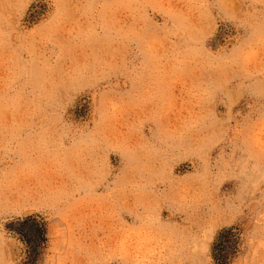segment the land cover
Masks as SVG:
<instances>
[{
  "label": "rangeland",
  "instance_id": "374dc122",
  "mask_svg": "<svg viewBox=\"0 0 264 264\" xmlns=\"http://www.w3.org/2000/svg\"><path fill=\"white\" fill-rule=\"evenodd\" d=\"M0 264H264V0H0Z\"/></svg>",
  "mask_w": 264,
  "mask_h": 264
},
{
  "label": "trees",
  "instance_id": "16d2710c",
  "mask_svg": "<svg viewBox=\"0 0 264 264\" xmlns=\"http://www.w3.org/2000/svg\"><path fill=\"white\" fill-rule=\"evenodd\" d=\"M222 248V247H221Z\"/></svg>",
  "mask_w": 264,
  "mask_h": 264
}]
</instances>
